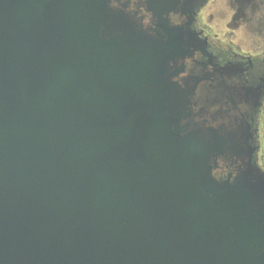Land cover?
Returning <instances> with one entry per match:
<instances>
[{
  "label": "water",
  "instance_id": "95a60500",
  "mask_svg": "<svg viewBox=\"0 0 264 264\" xmlns=\"http://www.w3.org/2000/svg\"><path fill=\"white\" fill-rule=\"evenodd\" d=\"M160 27L167 47L105 0H0V264H264V177L216 185L171 131L185 34Z\"/></svg>",
  "mask_w": 264,
  "mask_h": 264
},
{
  "label": "clouds",
  "instance_id": "9594fccd",
  "mask_svg": "<svg viewBox=\"0 0 264 264\" xmlns=\"http://www.w3.org/2000/svg\"><path fill=\"white\" fill-rule=\"evenodd\" d=\"M105 3L162 47L169 36L161 22L184 32L185 54L168 59L164 72L182 103L171 131L196 137L193 149L203 152L208 178L231 187L249 169L264 177V0H171L174 7L159 13L152 10L156 0ZM100 37L109 38L103 24ZM229 66L240 70L225 71ZM213 132L221 148L204 151Z\"/></svg>",
  "mask_w": 264,
  "mask_h": 264
},
{
  "label": "flooded vegetation",
  "instance_id": "af4514ba",
  "mask_svg": "<svg viewBox=\"0 0 264 264\" xmlns=\"http://www.w3.org/2000/svg\"><path fill=\"white\" fill-rule=\"evenodd\" d=\"M158 1H162V0H158ZM164 1V0H163ZM171 1V0H170ZM173 7H174V4H173ZM240 69L238 67H233V66H229L228 69H225V71H239ZM249 92V95H254V93L251 91V90H248Z\"/></svg>",
  "mask_w": 264,
  "mask_h": 264
}]
</instances>
